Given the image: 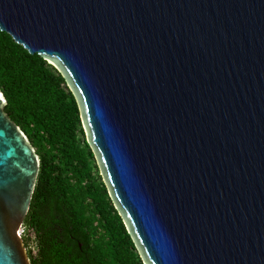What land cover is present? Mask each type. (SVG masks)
Listing matches in <instances>:
<instances>
[{
    "label": "water",
    "instance_id": "obj_1",
    "mask_svg": "<svg viewBox=\"0 0 264 264\" xmlns=\"http://www.w3.org/2000/svg\"><path fill=\"white\" fill-rule=\"evenodd\" d=\"M61 75L142 264H264V0H0ZM0 90V264L40 157Z\"/></svg>",
    "mask_w": 264,
    "mask_h": 264
},
{
    "label": "trees",
    "instance_id": "obj_2",
    "mask_svg": "<svg viewBox=\"0 0 264 264\" xmlns=\"http://www.w3.org/2000/svg\"><path fill=\"white\" fill-rule=\"evenodd\" d=\"M0 90L8 102L5 113L40 157L22 236L31 264H142L109 199L65 81L1 31Z\"/></svg>",
    "mask_w": 264,
    "mask_h": 264
},
{
    "label": "rangeland",
    "instance_id": "obj_3",
    "mask_svg": "<svg viewBox=\"0 0 264 264\" xmlns=\"http://www.w3.org/2000/svg\"><path fill=\"white\" fill-rule=\"evenodd\" d=\"M29 239H30V246L33 247L34 246V238H33V234L32 233H31V235H29ZM34 254H35V252H34Z\"/></svg>",
    "mask_w": 264,
    "mask_h": 264
},
{
    "label": "built area",
    "instance_id": "obj_4",
    "mask_svg": "<svg viewBox=\"0 0 264 264\" xmlns=\"http://www.w3.org/2000/svg\"><path fill=\"white\" fill-rule=\"evenodd\" d=\"M23 234H24V228L21 229L20 236H23Z\"/></svg>",
    "mask_w": 264,
    "mask_h": 264
},
{
    "label": "clouds",
    "instance_id": "obj_5",
    "mask_svg": "<svg viewBox=\"0 0 264 264\" xmlns=\"http://www.w3.org/2000/svg\"><path fill=\"white\" fill-rule=\"evenodd\" d=\"M22 237V236H21Z\"/></svg>",
    "mask_w": 264,
    "mask_h": 264
}]
</instances>
